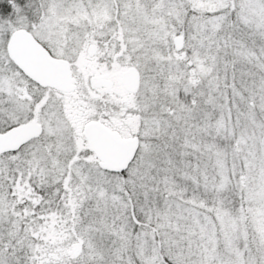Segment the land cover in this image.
<instances>
[{
    "label": "snow or ice",
    "instance_id": "6c2138e0",
    "mask_svg": "<svg viewBox=\"0 0 264 264\" xmlns=\"http://www.w3.org/2000/svg\"><path fill=\"white\" fill-rule=\"evenodd\" d=\"M0 264H264V0H0Z\"/></svg>",
    "mask_w": 264,
    "mask_h": 264
}]
</instances>
